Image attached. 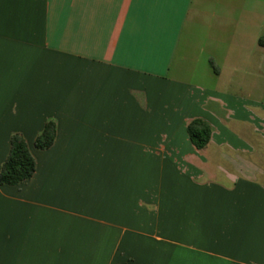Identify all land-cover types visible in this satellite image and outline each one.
Here are the masks:
<instances>
[{"label": "crops", "instance_id": "crops-1", "mask_svg": "<svg viewBox=\"0 0 264 264\" xmlns=\"http://www.w3.org/2000/svg\"><path fill=\"white\" fill-rule=\"evenodd\" d=\"M239 2L0 0V172L14 134L37 163L0 185V264H264V38Z\"/></svg>", "mask_w": 264, "mask_h": 264}, {"label": "trees", "instance_id": "trees-1", "mask_svg": "<svg viewBox=\"0 0 264 264\" xmlns=\"http://www.w3.org/2000/svg\"><path fill=\"white\" fill-rule=\"evenodd\" d=\"M187 132L192 144L198 149H205L214 132L213 127L204 120L196 119L189 123ZM57 125L50 120L35 142L37 150L50 149L56 140ZM37 170V163L29 145L21 134H14L11 138V150L0 172V185L19 186L33 178Z\"/></svg>", "mask_w": 264, "mask_h": 264}, {"label": "rangeland", "instance_id": "rangeland-1", "mask_svg": "<svg viewBox=\"0 0 264 264\" xmlns=\"http://www.w3.org/2000/svg\"><path fill=\"white\" fill-rule=\"evenodd\" d=\"M236 9L234 12L241 16V29L247 30L248 18L251 21L254 19L258 26L255 27V34L257 31V36L264 38V0H240L239 4L235 5ZM252 14L255 15L253 18ZM245 24V25H243ZM252 29V26H251ZM254 29V28H253ZM249 76L250 79V93L257 102L264 103V66L262 69L257 67L252 71Z\"/></svg>", "mask_w": 264, "mask_h": 264}]
</instances>
